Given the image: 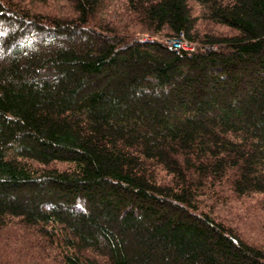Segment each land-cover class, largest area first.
I'll return each mask as SVG.
<instances>
[{
	"label": "trees",
	"instance_id": "trees-1",
	"mask_svg": "<svg viewBox=\"0 0 264 264\" xmlns=\"http://www.w3.org/2000/svg\"><path fill=\"white\" fill-rule=\"evenodd\" d=\"M0 264H264V0H0Z\"/></svg>",
	"mask_w": 264,
	"mask_h": 264
},
{
	"label": "built area",
	"instance_id": "built-area-1",
	"mask_svg": "<svg viewBox=\"0 0 264 264\" xmlns=\"http://www.w3.org/2000/svg\"><path fill=\"white\" fill-rule=\"evenodd\" d=\"M167 43L177 50L183 49L186 51H191L194 48V43L186 39H183L182 35L167 39Z\"/></svg>",
	"mask_w": 264,
	"mask_h": 264
},
{
	"label": "rangeland",
	"instance_id": "rangeland-1",
	"mask_svg": "<svg viewBox=\"0 0 264 264\" xmlns=\"http://www.w3.org/2000/svg\"><path fill=\"white\" fill-rule=\"evenodd\" d=\"M194 47H195V45H194Z\"/></svg>",
	"mask_w": 264,
	"mask_h": 264
}]
</instances>
